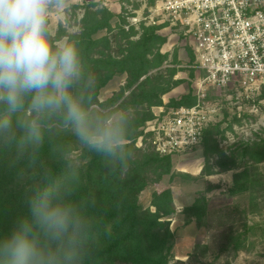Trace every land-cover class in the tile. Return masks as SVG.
Listing matches in <instances>:
<instances>
[{
	"label": "rangeland",
	"instance_id": "1",
	"mask_svg": "<svg viewBox=\"0 0 264 264\" xmlns=\"http://www.w3.org/2000/svg\"><path fill=\"white\" fill-rule=\"evenodd\" d=\"M155 9L156 0H68L65 11L50 14L51 40L55 44L62 38H68V30L82 34L86 27L85 20L92 23L96 19L102 20L105 15L99 12L108 10L114 15L111 28L103 29L97 38L108 41V45L101 46L97 52L95 48L94 56L99 57L103 53L117 58L122 50L127 49L128 41H138L148 28H159L160 35L168 38L161 49L166 58L159 68L152 67L150 76L163 77V88L170 89L162 99L168 104L171 100L181 99L191 89V80H195L190 75L194 70L191 59L193 51L185 37L167 29L168 24H160L161 19ZM154 57L149 56L150 60ZM127 82V75L117 74L100 89V103L89 109L94 117L91 122L94 127L96 112L108 115L109 127L121 122L125 123L124 126L140 123L138 126L141 129L150 112L159 111L160 107L152 109L147 102L123 107L131 90L136 87L129 90ZM177 82L178 85H175ZM262 93L263 89L237 105L224 103L213 125L220 123L227 129L230 125L233 130H227L224 136L220 129L215 128L207 146L203 144L189 153L170 157L169 173L165 164L155 160L158 156L154 152L149 149L146 152L137 146L138 139L135 144L123 141L128 145V150L134 152L128 173L136 168L146 183L139 204L150 215H143V222L149 226L155 216H161L160 221L165 223L161 227L163 233L169 230L173 235L169 264H264V201L259 193H251L252 196L231 193L234 175L247 166H251L254 173L264 180ZM231 94L233 92L228 91L227 96ZM226 116L228 119H225ZM64 128L70 135H75L71 127ZM83 146V143L73 145L70 157L77 160ZM123 155L125 158L127 152ZM118 165L121 167L122 162L119 161ZM9 177L12 194L16 198L26 196L38 184L35 182L37 179H32L28 174L13 171ZM164 192H170L171 201H165L163 210L157 211L155 195ZM250 197H257L256 203H251ZM199 199H205L208 206L201 223L189 219L185 211ZM168 211L171 213L164 216V212Z\"/></svg>",
	"mask_w": 264,
	"mask_h": 264
},
{
	"label": "trees",
	"instance_id": "2",
	"mask_svg": "<svg viewBox=\"0 0 264 264\" xmlns=\"http://www.w3.org/2000/svg\"><path fill=\"white\" fill-rule=\"evenodd\" d=\"M99 13L105 15L103 19H96L95 23L85 20V30L80 34L83 77L72 89L74 93L84 96V106L88 113L90 107L100 103V89L117 74L127 75L129 90L136 86L123 107L147 102L152 109L164 107L168 114L174 109L197 104L192 78L191 89L186 95L181 99L171 100L168 104L163 102L162 96L170 88H163L162 76H150L152 67L159 68L166 58L161 49L168 38L160 35L157 27L146 29L138 41H128V47L122 50L120 57L103 53L95 57V48L97 52L101 46L108 45V41L97 38L103 29L111 28L110 22L114 19V15L108 10ZM150 55H154V59L150 60ZM191 57L195 64L193 52ZM190 75L195 79V70ZM262 97L264 98V89ZM93 118L89 113L90 122ZM226 118L228 119L227 116ZM154 119L155 113L152 111L141 129L138 126L140 123L124 126L125 123L121 122L109 127L108 115L96 112L95 126L99 129L115 126L123 128L126 136L124 140L135 144L147 124ZM41 124L43 143L38 147L21 143L22 133L19 130H16L15 138L0 137V236L6 235L21 218L28 217L31 220V201L38 194L47 192L51 197L70 202L84 217V223L75 236L80 257L71 264H169L173 235L168 229L163 233L161 227L165 223L160 221L161 216H155L149 226L143 222V215H150V212L143 211L139 204L140 194L146 186L142 173L136 168L129 173L128 168L127 171H121L118 162L122 161L119 157L97 152L85 144L77 160H74L69 154L73 145L81 142L75 135L67 133L62 116H45L41 119ZM215 128L220 129L224 136L227 130H233L230 125L227 129L220 123L216 126L212 124L198 148L203 144L207 146ZM155 155L161 156L155 160L165 164L169 173L172 156ZM13 171L37 179V187L28 191L26 196L16 198L8 181ZM231 193L251 196V193H259L264 201V180L254 173L251 166H247L234 175ZM256 198L250 197V202L254 203ZM167 200L171 201L170 192L155 195L154 205L157 211L163 210ZM185 211L189 219L201 223L208 211L207 201L199 199ZM170 213L171 211L164 212L163 215ZM32 230V235L41 246L49 244L34 222ZM51 247L55 249L57 242H51Z\"/></svg>",
	"mask_w": 264,
	"mask_h": 264
},
{
	"label": "clouds",
	"instance_id": "3",
	"mask_svg": "<svg viewBox=\"0 0 264 264\" xmlns=\"http://www.w3.org/2000/svg\"><path fill=\"white\" fill-rule=\"evenodd\" d=\"M67 6L68 0H0V137L15 138L19 130L21 143L38 147L41 119L59 115L81 143L119 157L124 171L134 156L123 143L124 129L94 127L84 96L72 91L83 77L80 33L68 30V38L51 40L50 14ZM30 212L31 220L21 218L0 236V264H71L80 257L75 236L84 217L76 207L45 192L33 198ZM33 222L48 245L32 235Z\"/></svg>",
	"mask_w": 264,
	"mask_h": 264
},
{
	"label": "built area",
	"instance_id": "4",
	"mask_svg": "<svg viewBox=\"0 0 264 264\" xmlns=\"http://www.w3.org/2000/svg\"><path fill=\"white\" fill-rule=\"evenodd\" d=\"M155 10L195 54L197 104L168 114L160 107L137 146L175 156L201 145L224 103L237 105L264 89V0H156Z\"/></svg>",
	"mask_w": 264,
	"mask_h": 264
},
{
	"label": "crops",
	"instance_id": "5",
	"mask_svg": "<svg viewBox=\"0 0 264 264\" xmlns=\"http://www.w3.org/2000/svg\"><path fill=\"white\" fill-rule=\"evenodd\" d=\"M171 39V38H170ZM165 49V48H164Z\"/></svg>",
	"mask_w": 264,
	"mask_h": 264
}]
</instances>
